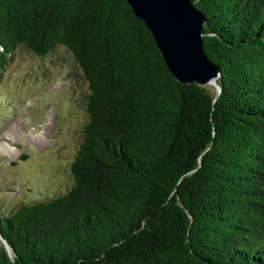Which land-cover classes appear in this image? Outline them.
Returning a JSON list of instances; mask_svg holds the SVG:
<instances>
[{
  "label": "trees",
  "instance_id": "obj_1",
  "mask_svg": "<svg viewBox=\"0 0 264 264\" xmlns=\"http://www.w3.org/2000/svg\"><path fill=\"white\" fill-rule=\"evenodd\" d=\"M189 1L216 88L125 0H0V71L62 47L87 89L72 184L0 215V264H264V0Z\"/></svg>",
  "mask_w": 264,
  "mask_h": 264
},
{
  "label": "rangeland",
  "instance_id": "obj_2",
  "mask_svg": "<svg viewBox=\"0 0 264 264\" xmlns=\"http://www.w3.org/2000/svg\"><path fill=\"white\" fill-rule=\"evenodd\" d=\"M86 94L64 48L42 57L22 46L13 50L0 71V143L10 145L0 148V215L71 186L69 164L87 119Z\"/></svg>",
  "mask_w": 264,
  "mask_h": 264
},
{
  "label": "water",
  "instance_id": "obj_3",
  "mask_svg": "<svg viewBox=\"0 0 264 264\" xmlns=\"http://www.w3.org/2000/svg\"><path fill=\"white\" fill-rule=\"evenodd\" d=\"M125 2L148 30L165 68L176 82L216 88L218 67L208 60L202 48L204 16L189 0ZM2 244L10 256L8 246Z\"/></svg>",
  "mask_w": 264,
  "mask_h": 264
},
{
  "label": "bare ground",
  "instance_id": "obj_4",
  "mask_svg": "<svg viewBox=\"0 0 264 264\" xmlns=\"http://www.w3.org/2000/svg\"><path fill=\"white\" fill-rule=\"evenodd\" d=\"M1 147H2V149L5 150V151L8 150V149H10V145H8L7 143H3V144L0 143V148H1Z\"/></svg>",
  "mask_w": 264,
  "mask_h": 264
}]
</instances>
